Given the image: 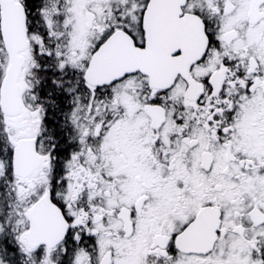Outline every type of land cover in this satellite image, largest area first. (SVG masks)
Returning a JSON list of instances; mask_svg holds the SVG:
<instances>
[{"label": "snow or ice", "instance_id": "1", "mask_svg": "<svg viewBox=\"0 0 264 264\" xmlns=\"http://www.w3.org/2000/svg\"><path fill=\"white\" fill-rule=\"evenodd\" d=\"M0 264H264V0H0Z\"/></svg>", "mask_w": 264, "mask_h": 264}]
</instances>
